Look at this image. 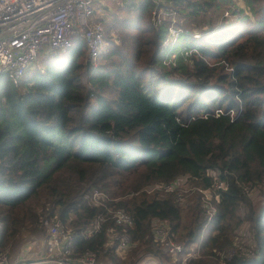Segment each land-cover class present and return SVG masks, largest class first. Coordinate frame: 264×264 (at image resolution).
<instances>
[{"label":"trees","instance_id":"16d2710c","mask_svg":"<svg viewBox=\"0 0 264 264\" xmlns=\"http://www.w3.org/2000/svg\"><path fill=\"white\" fill-rule=\"evenodd\" d=\"M243 2L123 0L86 80L82 32L18 87L0 76V251L49 218L73 231L76 253L100 258L111 231L152 245L158 219L185 249L199 244L188 264H264V0ZM172 27L183 31L167 45ZM210 171L228 189L215 192ZM181 176L195 187L185 204L183 189L164 188ZM201 190L212 193L211 220ZM117 210L133 224L118 226ZM245 222L258 258L239 250L222 262Z\"/></svg>","mask_w":264,"mask_h":264},{"label":"built area","instance_id":"2783aa9c","mask_svg":"<svg viewBox=\"0 0 264 264\" xmlns=\"http://www.w3.org/2000/svg\"><path fill=\"white\" fill-rule=\"evenodd\" d=\"M101 0H0V76L5 74L11 83L18 87L26 77V73L36 62L40 52L44 50L67 51L75 40L77 31L82 29L83 38L86 41L88 56L97 59L103 50V39H105L103 24L97 19L98 7ZM134 1V0H129ZM139 1V0H136ZM244 2L238 1L242 6ZM152 23L158 26L162 21V11L156 9L152 14ZM81 27V28H80ZM182 29H170L167 41H171ZM222 181L215 184V192L223 191ZM161 189V187H158ZM166 191L174 192L180 187L177 183L164 186ZM203 206L209 214L211 220L217 208L209 198L211 191H203ZM107 196L95 191L93 202L101 205ZM179 201L185 200L183 192L177 193ZM219 198V194L217 195ZM113 219L118 226L128 227L133 224L130 214L123 210L113 213ZM100 220L95 225V230H99ZM40 227L46 235V257L38 264H44L50 256L56 264H100L99 256L92 251L78 254L74 261V251L76 236L72 232L64 229V224L49 218L42 219ZM171 224L155 219L152 222V232L154 242L151 247L170 253L171 258L179 259L185 254V246L178 243L172 235ZM91 236L89 229L85 233L86 239ZM135 244L125 232L116 233L111 231L108 236V243L102 254H115L124 259ZM76 253V252H75ZM0 258V264L8 263V251ZM168 255V254H166ZM238 255L237 249L231 247L221 251L220 259L222 262L231 260ZM170 256V255H168ZM15 261L18 264H28L24 258ZM49 262V261H48ZM47 262V263H48ZM37 264V263H35Z\"/></svg>","mask_w":264,"mask_h":264},{"label":"rangeland","instance_id":"374dc122","mask_svg":"<svg viewBox=\"0 0 264 264\" xmlns=\"http://www.w3.org/2000/svg\"><path fill=\"white\" fill-rule=\"evenodd\" d=\"M125 1L128 3V0H125ZM238 1L243 2L244 0H238ZM122 2H123V0H101L100 1V5L98 7L97 19L98 20L101 19V21L104 20V21H102V24H103L102 29H103L104 33H106L105 30H106L107 24L112 19V15H113L112 13L115 12L117 5L121 4ZM241 7H244V3L242 4ZM225 16L228 17L229 16L228 13H226ZM78 32L83 33L82 29H79L77 31V33ZM114 33H116V32H114ZM198 34H200V32L196 33V35H198ZM177 37H175L173 40L177 39ZM196 37H199V36H196ZM74 41L72 40V46L74 45ZM166 44L170 45L171 41H166ZM72 46L70 47V49L72 48ZM107 47H108V45H107L106 39H103V50H105ZM67 51H64V50H58V51L44 50V51L40 52L36 62L33 64V66L26 73V76L28 73H31L32 71H34L36 69H41V67L43 68L44 67L43 65L49 59H51L54 56V54H56V53L59 54L61 58H64L65 54H63V53H65ZM87 53H88V51H87ZM97 59H93L90 56H88V60L92 61L91 66L97 64ZM87 61H86V69H84V71L82 72V76L84 77V80L87 79L86 74H87L88 70L90 69V68L89 69L87 68ZM209 174L215 178V182H218L217 172L210 171ZM175 182L177 183L178 187L183 189V191H181L183 193L184 192L189 193L190 190L194 191V189H195V187L189 183L187 176H181ZM221 188L223 191H225L226 188L228 189L227 185H225L224 183L221 185ZM156 189H157L156 187H153V188L149 189L148 191L150 193V192L156 191ZM184 195H186V194H184ZM251 197H252V201H253L254 206H257L258 203L261 201L260 193L258 191H254L251 193ZM211 199H213V198L210 197L209 200H211ZM212 201L213 200H211V202ZM186 202H187V200L185 197V200L181 203L185 204ZM99 204L103 205L104 200L102 201V203H99ZM242 213L244 214L245 211H243ZM42 219H44V218H42ZM42 219L40 220V222L27 225L26 228L20 232V234L17 236V238L8 245V248L6 250L0 251V258L4 256L2 254H5L8 251L9 255L7 257H8V263L9 264H14L15 261H18L16 259H19L20 256L21 257L23 256L24 260L29 262L28 264H35V263L38 264L40 261H43L45 258L39 259L38 257H36L37 249L40 248L41 245L43 246L42 243H44V240H46L45 231L42 230V228L40 227V223H41ZM2 229H3V223L0 221V233L2 232ZM64 229L73 233V231L70 228H67L65 225H64ZM73 235H74V233H73ZM177 237H178V239L180 238V236H177ZM238 238H239L240 243H236L234 246L237 249V252L240 250L243 255L247 256L250 259L258 258L256 255V251H255L256 244L254 242L253 234L251 233V227H250L249 223L245 222L243 224V226L241 227V229L238 233ZM42 240H43V242H42ZM180 244H182V242ZM182 245H184V244H182ZM17 254H20L19 258H15L17 256ZM74 254H75V257L73 260L76 261L77 260L76 256H78V253H75V251H74ZM166 254H168L170 256H168ZM171 257H172V255L170 253H166L164 251L161 252V251L151 247V245L138 246L135 244L133 246V248L131 249V251L127 255H125L124 259L121 257H117L115 254H111V253L101 254L100 258H99V263L100 264H188V262L190 260H192V259L193 260H200L202 256H201V250L199 248V244H197V245H192L189 249L186 248L185 254L181 255L179 257V259H173ZM54 259H56V258H52L50 260V256H48L47 260L44 261V264H56V261ZM18 264H22V263L19 261Z\"/></svg>","mask_w":264,"mask_h":264},{"label":"crops","instance_id":"0c3cea01","mask_svg":"<svg viewBox=\"0 0 264 264\" xmlns=\"http://www.w3.org/2000/svg\"><path fill=\"white\" fill-rule=\"evenodd\" d=\"M42 242H43V240H42ZM42 244H43V246L41 245V247L37 249V253H36V257H38L39 259H44L46 257V248H45L46 247V240H44V243H42ZM19 256H20V254H17V256L15 258H19ZM22 258H24V257L20 256V258L16 259V260L22 261L23 260Z\"/></svg>","mask_w":264,"mask_h":264},{"label":"water","instance_id":"95a60500","mask_svg":"<svg viewBox=\"0 0 264 264\" xmlns=\"http://www.w3.org/2000/svg\"><path fill=\"white\" fill-rule=\"evenodd\" d=\"M91 64H92V61H91V60H88V61H87V68H88V69L90 68Z\"/></svg>","mask_w":264,"mask_h":264}]
</instances>
